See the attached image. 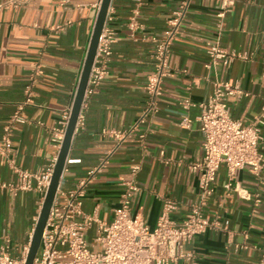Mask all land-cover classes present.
<instances>
[{
	"label": "crops",
	"instance_id": "0c3cea01",
	"mask_svg": "<svg viewBox=\"0 0 264 264\" xmlns=\"http://www.w3.org/2000/svg\"><path fill=\"white\" fill-rule=\"evenodd\" d=\"M179 0H111L110 21L114 36L107 76L81 107V126L73 132L58 183L61 190L73 189L99 159L106 164L88 184L81 204L85 213L96 208L99 219L109 221L129 178V168L137 166L135 183L139 192L132 202L137 213L153 225L163 197L177 202L170 218L179 221L196 199V176L187 165L201 156V137L196 117L198 104L211 94L212 82L236 84L246 94L226 99L228 115L243 125L253 123L264 104V0H236L220 22L215 0H192L177 34L169 46L170 75L163 79L157 111L139 123L137 131L120 142L110 132H124L139 120L145 103L144 86L154 69L150 58L152 38L161 39L170 13ZM99 0H0V136L2 127L22 100L27 78L37 68L33 106L21 112L24 123L17 124L11 137L15 164L36 173L57 154L52 142L70 110L80 70L91 36ZM141 29L128 30L132 10ZM234 55L227 67L204 68L205 48L216 41ZM188 100L186 111L181 102ZM187 116V129L180 120ZM259 151L264 153V124L260 129ZM143 135V138H139ZM110 155L108 156V154ZM0 179L14 181L0 164ZM233 181L254 192L257 184L246 169L237 171ZM226 182L220 167L212 195L203 208L209 220L220 224L191 239L183 252L190 259L178 264H256L264 245V188L259 201L239 199L225 193ZM39 193L0 191V246L10 256L20 255L37 214ZM228 220L227 225L221 221ZM245 243L246 249L236 248Z\"/></svg>",
	"mask_w": 264,
	"mask_h": 264
},
{
	"label": "built area",
	"instance_id": "2783aa9c",
	"mask_svg": "<svg viewBox=\"0 0 264 264\" xmlns=\"http://www.w3.org/2000/svg\"><path fill=\"white\" fill-rule=\"evenodd\" d=\"M191 1L179 0L176 9L170 13L163 37L150 40L153 43L150 58L154 63V69L148 75L144 86V107L139 120L128 130L110 132L117 142L135 133L138 124L143 123L157 111L156 100L161 95L162 81L170 75L169 46L180 28ZM215 1L218 4L216 18L221 22L231 11L236 0ZM109 13L108 7L86 81L81 107L107 76L111 45L114 41L112 31L106 27V23L110 21ZM136 16L137 10L134 9L127 24L130 33L141 29ZM205 55L206 70L213 69L218 64L227 67L234 58L242 60L247 58V54L234 55L226 52L219 47L217 40L206 45ZM37 74L35 68L33 74L27 78L22 100L2 127L0 164L7 168L14 181L6 182L0 179V191L6 190L15 195L18 191L36 190L39 193L37 202L39 212L57 154L39 172L31 173L15 164L10 147L15 126L24 123L21 112L26 107L34 105L33 88ZM245 96L246 94L236 84L213 81L210 96L198 104L199 114L196 122L201 137V156L187 165L188 172L196 176V199L179 221L170 218V214L177 209V202L167 197L161 199L160 210L153 225H148L137 213H132V202L139 192L135 183L137 166H131L129 178L121 182L122 191L109 221L99 219L95 207L90 213H85L81 209L82 199L93 176L106 164L107 157L104 156L73 189L61 190L57 187L48 209L36 254L30 264H178L179 260L190 259L192 254L183 252V247L193 237L220 224L216 218L209 220L203 215V208L212 195L220 167L224 169L226 182L223 189L226 194L234 193L239 199L256 204L259 201L258 190L264 188V153L259 151V131L264 124V104L256 120L251 124L243 125L228 115L226 99L233 97L240 100ZM191 106L188 100L181 102V108L185 111ZM68 115L69 112L65 114L64 120L59 122L61 128L54 130L52 136V142L58 150ZM189 124L187 116H183L180 126L187 129ZM80 126L78 114L74 132ZM139 138H143V135H139ZM244 169L255 181L258 190L249 192L233 181L235 173ZM221 223L225 226L228 220L223 219ZM31 234L32 231L17 257L10 256L5 248L0 246V264H24ZM247 247L245 243L236 245L239 249ZM259 250L260 255L256 264H264V245L260 246ZM189 264L194 263L191 261Z\"/></svg>",
	"mask_w": 264,
	"mask_h": 264
},
{
	"label": "water",
	"instance_id": "95a60500",
	"mask_svg": "<svg viewBox=\"0 0 264 264\" xmlns=\"http://www.w3.org/2000/svg\"><path fill=\"white\" fill-rule=\"evenodd\" d=\"M110 1L111 0H99V5H98V8L95 14L91 36H90V39L87 45L85 57H84L83 64L80 70L78 82L75 88L73 100H72L71 107L69 110L68 119L65 125V129L63 132L61 142H60L59 150L56 156V160H55V164L52 170L49 185L44 194L41 207L39 209V212L37 214V217H36L33 229H32V234H31V238L29 241L28 251L25 257L24 264H30L34 255L36 254L39 241H40L41 232L43 230L45 220L47 217L48 209L53 199V196L55 194V191L58 187L59 180L61 178L67 152L70 146V141H71L74 128H75V124L77 121V117L80 111L86 81H87L88 74H89V71L92 65L98 38L101 33L103 24H104L105 16H106Z\"/></svg>",
	"mask_w": 264,
	"mask_h": 264
}]
</instances>
